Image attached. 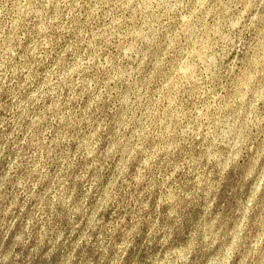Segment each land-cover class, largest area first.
I'll return each instance as SVG.
<instances>
[{
  "label": "rangeland",
  "instance_id": "rangeland-1",
  "mask_svg": "<svg viewBox=\"0 0 264 264\" xmlns=\"http://www.w3.org/2000/svg\"><path fill=\"white\" fill-rule=\"evenodd\" d=\"M0 264H264V0H0Z\"/></svg>",
  "mask_w": 264,
  "mask_h": 264
}]
</instances>
